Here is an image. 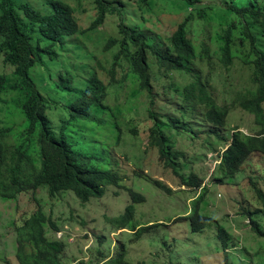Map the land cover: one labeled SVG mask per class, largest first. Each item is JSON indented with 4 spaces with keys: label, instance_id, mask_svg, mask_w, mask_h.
Returning a JSON list of instances; mask_svg holds the SVG:
<instances>
[{
    "label": "rangeland",
    "instance_id": "1",
    "mask_svg": "<svg viewBox=\"0 0 264 264\" xmlns=\"http://www.w3.org/2000/svg\"><path fill=\"white\" fill-rule=\"evenodd\" d=\"M20 1L42 13L47 11L49 1L66 3L75 10L82 30H87L98 17L95 0ZM105 1L110 3L109 9H117L118 13L109 15L101 28L67 40L57 49L58 60L51 61L44 56L43 65L29 72L47 103L58 109L48 112L53 121L65 115V107L75 98L59 87L61 75H70L81 85L94 73L109 85V75L120 49L105 52V48L110 40H120L121 24L140 28L155 45H168L186 13L190 12L180 0ZM198 1V7L204 10L224 7L219 0ZM118 2L125 5L124 11ZM213 32L208 25L199 22L191 25L189 39L197 52L199 45H206L210 50V67L197 64L194 71L208 87L214 102L228 108L225 126L217 129L206 122L203 107L196 104L181 120L185 106L182 91L194 79L181 72L165 75L154 65L151 70L156 95L154 112L166 124L173 150L181 154L178 173H173L161 162L158 149L151 145L150 130L154 121L149 118L148 95L139 89V83L122 61L116 68L117 85L110 88L107 99L108 107L117 117L111 121L110 143L119 163L120 187L110 186L104 197L92 198L89 202L80 201L71 191L52 198L45 187L22 193L15 200H4L0 196V264H19L17 229L39 208L57 228L48 227V238L60 239L66 244L65 264H111L110 260L122 254L131 264H264V237L251 229L252 220L264 230V208L253 190L255 185L264 193V155L252 154L234 175H226L219 164V156L233 130L245 135L260 130L254 118L237 104L238 98L251 89V70L247 62L254 58L247 42L236 41L231 48L236 59L224 66L217 58L220 53L216 46L208 41ZM0 74L7 81L0 101V128L10 129L6 139L9 145L27 149L39 164V127L29 131L30 123L20 107L23 98L20 92L9 89L14 81L13 68L5 66L2 58ZM170 119L184 124L175 129L168 125ZM115 124L121 129L119 138L113 128ZM191 174L201 180L200 189L182 182L180 176L188 178ZM155 182L170 188V193ZM130 190L143 195L145 202L133 203ZM200 194L203 196L196 202ZM131 204L134 205L133 218L122 228L117 221ZM195 209L199 215L210 219L199 232L191 227L190 218ZM252 212L250 217L248 213Z\"/></svg>",
    "mask_w": 264,
    "mask_h": 264
},
{
    "label": "trees",
    "instance_id": "2",
    "mask_svg": "<svg viewBox=\"0 0 264 264\" xmlns=\"http://www.w3.org/2000/svg\"><path fill=\"white\" fill-rule=\"evenodd\" d=\"M190 12L172 35L168 45H155L140 28L121 24L120 40H110L105 52L118 47L119 54L114 59L110 72V83L105 85L98 76L91 73V78L81 85L74 77L60 76L59 86L75 97L65 107V115L53 121L48 112L52 108L47 99L36 88L29 77V72L36 66L43 65V57L51 61L60 58L57 49L64 43L88 32L101 28L109 15L118 13L109 9L110 3L95 0L98 17L87 30H82L76 18L75 10L66 3L49 1L47 11L42 13L29 3L20 0H0V58L5 66L13 68L14 81L9 86L12 91L20 92L21 112L30 123L29 131L39 127L40 163L38 164L29 151L22 146L9 145L6 141L10 129L0 128V196L2 199L15 200L25 192H36L47 188L49 195L55 198L62 192H73L82 202L92 198L104 197L108 187H120L122 177L119 163L114 158L110 143L111 121L117 120L107 105L110 88H115L116 68L123 61L129 67L131 77L139 83V89L148 95L149 118L154 121L150 130L151 145L158 149L161 162L177 174V164L181 154L173 150L161 116L154 112L155 98L152 86L151 70L157 66L165 75L172 72L189 74L194 81L182 91L181 120L186 111L194 104L204 109L203 119L214 128L225 126L228 108L219 107L208 93V87L194 71V67H210V50L206 45H195L189 39L191 25L199 22L214 30L208 37L210 45H215L219 61L228 66L236 56L231 53L233 44L247 42L252 61L247 62L251 70V89L241 95L237 104L245 113L254 118L260 130L256 134L245 135L233 130L229 143L221 154L220 165L226 175H234L254 153L264 155V0H219L224 7H200L198 0H180ZM240 1V2H238ZM121 11L125 5L118 2ZM209 74V72H208ZM124 80H127L125 78ZM7 81L0 74V101L6 91ZM55 104V103H54ZM57 105V104H55ZM178 119H170L169 126L178 128L184 124ZM120 137L118 124L113 127ZM184 185L200 189L201 180L191 174L188 178L180 176ZM156 186L170 193V188L161 182ZM255 197L264 208V193L253 185ZM133 203L145 202V197L130 190ZM200 194L195 200L201 199ZM254 213H248L251 217ZM134 205L127 207L125 215L117 221L122 228L132 220ZM194 232L205 228L209 218L198 214L197 209L191 218ZM48 227L57 229L55 223L41 208L24 225L17 229V259L19 264H65L63 255L66 244L61 240L48 238ZM251 229L264 237L258 223L251 220ZM111 264H131L124 255L110 260ZM107 264V263H103Z\"/></svg>",
    "mask_w": 264,
    "mask_h": 264
},
{
    "label": "clouds",
    "instance_id": "3",
    "mask_svg": "<svg viewBox=\"0 0 264 264\" xmlns=\"http://www.w3.org/2000/svg\"><path fill=\"white\" fill-rule=\"evenodd\" d=\"M224 151V150H223ZM223 151L221 152V154L223 153ZM221 156V155H220ZM219 156V164L221 162V157ZM60 240V239H59Z\"/></svg>",
    "mask_w": 264,
    "mask_h": 264
}]
</instances>
